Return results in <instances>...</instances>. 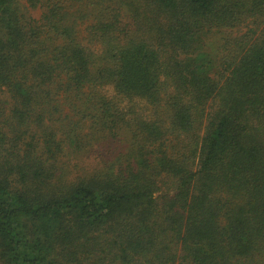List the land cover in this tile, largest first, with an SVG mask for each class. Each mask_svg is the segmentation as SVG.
Here are the masks:
<instances>
[{
    "label": "trees",
    "instance_id": "1",
    "mask_svg": "<svg viewBox=\"0 0 264 264\" xmlns=\"http://www.w3.org/2000/svg\"><path fill=\"white\" fill-rule=\"evenodd\" d=\"M0 264H264V0H0Z\"/></svg>",
    "mask_w": 264,
    "mask_h": 264
},
{
    "label": "rangeland",
    "instance_id": "2",
    "mask_svg": "<svg viewBox=\"0 0 264 264\" xmlns=\"http://www.w3.org/2000/svg\"><path fill=\"white\" fill-rule=\"evenodd\" d=\"M38 13H39V12L34 11V12H32V15H33L34 17H37V16H38ZM223 35H224V34H218V35L213 36L214 38H213V37H212V38H213V39L220 38V37H222ZM212 38L209 37V38L207 39V41L209 40V41H208L209 44H214V43L216 42L215 40H212ZM104 92L107 93V94H110V93H111V92H110V88H109V87H108V88H105V89H104Z\"/></svg>",
    "mask_w": 264,
    "mask_h": 264
}]
</instances>
